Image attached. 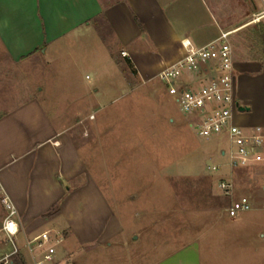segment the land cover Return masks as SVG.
Here are the masks:
<instances>
[{
  "label": "rangeland",
  "instance_id": "374dc122",
  "mask_svg": "<svg viewBox=\"0 0 264 264\" xmlns=\"http://www.w3.org/2000/svg\"><path fill=\"white\" fill-rule=\"evenodd\" d=\"M216 1L222 5L218 14L223 28H237L229 35L234 59H264V41L254 31L258 22L264 32V0ZM0 58V112L29 96L40 98L53 119L64 121L70 144L83 162L81 175L67 183L63 177L60 180L68 192L80 184L89 185L84 190H97L123 226L122 235L83 246L73 245L66 233L63 245L68 243L70 264H152L193 239L201 264H257L246 249L254 240L264 243V239L250 227L238 229L229 221L227 195L206 169L211 162L201 156L206 139L188 128L157 78L142 82L119 62L122 75L102 74L100 79L105 84L112 78L119 90H94L96 72L108 69L96 44L76 58L57 54L53 60L13 63L1 50ZM207 144L220 149L226 140L215 137ZM188 164L196 169L187 171ZM245 167L250 170L237 173L239 187L255 199L254 206L261 207L264 166ZM83 199L79 196L76 205L83 203L84 211L92 214L93 208ZM257 208L234 219L254 218L249 226L262 228L264 208ZM61 214L67 216L65 211ZM2 216L0 206V220ZM239 246L242 262H236Z\"/></svg>",
  "mask_w": 264,
  "mask_h": 264
},
{
  "label": "crops",
  "instance_id": "0c3cea01",
  "mask_svg": "<svg viewBox=\"0 0 264 264\" xmlns=\"http://www.w3.org/2000/svg\"><path fill=\"white\" fill-rule=\"evenodd\" d=\"M220 3L216 0H0L1 55L13 63L53 60L57 54L76 58L96 44L108 69L96 72L94 90L117 91L120 87L112 78L105 84L100 79L102 74L122 75L119 62L128 60L127 66L138 79L152 81L160 70L182 55L181 39L188 38L201 46L227 30L218 14L222 9ZM97 83L105 87H96ZM233 84L234 101L248 107L243 111L234 109L233 122L247 130L259 127L264 131V64L253 56L234 59ZM7 107L0 112V194L5 193L13 202L21 230L33 235L45 229H57L64 235L67 233L76 246L97 244L122 235L123 226L97 190H84L89 185L80 184L68 192L66 183L82 174L83 162L70 144L64 121L53 119L36 96ZM208 141L205 140V148L201 150L203 160L223 164L219 174L209 173L210 176L213 179L224 176L233 183L227 206L242 195L254 206L255 199L240 189L237 176L238 171L250 169L229 168L221 153L225 146L215 149ZM185 167L187 171L196 169L194 164ZM261 189L264 192V185ZM79 196L84 197V204L90 203L92 214L84 211L83 203L80 207L76 205ZM56 205L61 207L50 212ZM64 211L67 216L63 217ZM239 215L242 214L228 215L229 221L236 222L238 229L250 227L257 238L264 239V227L249 226L254 225V218L253 223L247 217L234 219ZM67 244L63 245L61 254H68ZM197 245V239L188 240L152 264H201ZM248 250L250 261L264 264V243L254 240ZM237 251L236 262H242V247Z\"/></svg>",
  "mask_w": 264,
  "mask_h": 264
},
{
  "label": "built area",
  "instance_id": "2783aa9c",
  "mask_svg": "<svg viewBox=\"0 0 264 264\" xmlns=\"http://www.w3.org/2000/svg\"><path fill=\"white\" fill-rule=\"evenodd\" d=\"M231 32L221 31L201 46L188 38L181 39L182 55L160 70L157 79L197 136L206 140L225 138L221 153L229 168L264 166V131L259 127L247 130L233 122L236 102ZM121 54L126 55L124 51ZM221 168L222 164L216 162L206 165L214 174H219ZM215 185L222 194H233L230 178L218 176ZM0 206V264H70L67 255L60 252L65 238L62 231L50 228L26 235L20 228L17 210L5 193L0 194ZM251 208L248 197L242 195L231 200L227 211L234 217Z\"/></svg>",
  "mask_w": 264,
  "mask_h": 264
},
{
  "label": "trees",
  "instance_id": "16d2710c",
  "mask_svg": "<svg viewBox=\"0 0 264 264\" xmlns=\"http://www.w3.org/2000/svg\"><path fill=\"white\" fill-rule=\"evenodd\" d=\"M254 29H255L254 31H255L256 37L259 40L264 41V32H262L261 27H260L258 22L256 24H254ZM260 61L262 62V64H264V59H260ZM125 62L128 63L129 61L125 60ZM55 208H56V206L53 207L50 212H53L55 210Z\"/></svg>",
  "mask_w": 264,
  "mask_h": 264
},
{
  "label": "water",
  "instance_id": "95a60500",
  "mask_svg": "<svg viewBox=\"0 0 264 264\" xmlns=\"http://www.w3.org/2000/svg\"><path fill=\"white\" fill-rule=\"evenodd\" d=\"M236 110H237V111L248 110V107H246V106H241V105H238V103H236Z\"/></svg>",
  "mask_w": 264,
  "mask_h": 264
}]
</instances>
